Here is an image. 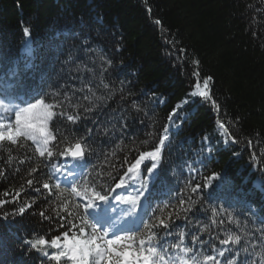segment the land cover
Here are the masks:
<instances>
[{
    "label": "trees",
    "instance_id": "trees-1",
    "mask_svg": "<svg viewBox=\"0 0 264 264\" xmlns=\"http://www.w3.org/2000/svg\"><path fill=\"white\" fill-rule=\"evenodd\" d=\"M25 26L30 37L23 35ZM162 35L175 41L176 50H186L182 59L169 54L172 46ZM193 59L200 62V77L192 75ZM207 76L213 77L211 94L219 112L189 95L195 80ZM0 78L5 108L37 95L49 101L67 97L65 110L79 112L81 119L73 124L55 118L57 142L64 140L62 149L83 138L88 150L80 165L98 190L118 182L128 167L125 159L130 163L139 151L152 150L173 108L188 97L172 117L170 139L153 173L159 175L149 183L154 211L138 217L125 206L113 212L127 221L129 234H136L147 216L165 219L169 227L155 229L153 243L166 248L161 254L174 264H191L192 253L175 247L181 235L185 246L198 236L194 251L202 248L221 264H264V0H0ZM217 120L236 143L225 141ZM58 161L63 162L56 155L39 156L31 141L0 144V201H6L0 204V264H55L24 241L65 230L57 212L72 198L65 192L56 199ZM150 165L146 161L128 184H137ZM213 173L219 174L213 188L192 192ZM46 182L55 195L43 189ZM117 193L134 194V189ZM189 205V211L182 210ZM103 207L109 210L110 204ZM236 235L238 244L219 242ZM223 249L247 251L217 255Z\"/></svg>",
    "mask_w": 264,
    "mask_h": 264
},
{
    "label": "snow or ice",
    "instance_id": "snow-or-ice-1",
    "mask_svg": "<svg viewBox=\"0 0 264 264\" xmlns=\"http://www.w3.org/2000/svg\"><path fill=\"white\" fill-rule=\"evenodd\" d=\"M150 11V9H149ZM155 25L159 26L161 32H165L166 29L162 26V21L158 18L154 20ZM24 37H30L31 31L28 26L23 28ZM162 39L166 44H170L172 49L169 51L170 55L176 56L178 60L182 59L186 50L180 48L175 49V41L164 37ZM193 65L197 70H194L192 75L194 77H200L198 70L199 60L193 59ZM15 75V74H13ZM213 77L207 76L202 79H196L194 82V90L190 91L191 97H199L204 102L211 103L212 107L219 112V105L214 100L211 94V83ZM107 87V85H105ZM90 90V89H89ZM56 99L49 101L45 98H40L39 95L33 97L30 100L20 101L18 104H13L11 107H4L3 103H0V108H4V112H0V144L19 145L23 146L25 141H31L36 145V151L41 157L52 158L54 155L59 156L63 161L61 164L59 161L54 165L55 172L60 174V178L57 179L54 187L59 192L56 199H60L67 192V199L60 204V212H57V216L62 223L59 227L65 229L58 233L55 237L50 239L38 238L35 240H25L30 249L40 251L45 257H50L55 264H61L62 260L68 262V264H174L172 257H166L164 254L167 249L162 245L158 246L153 243L157 238V233L154 231L157 228L169 227V224L165 219L156 217L155 220L152 216H147L146 221H141L140 227L136 229V234H119L117 228L118 222H113L111 217H107V207L110 200L115 199L123 203L129 204L131 207L126 211L129 214H134L138 207H142L143 200H151L153 198V192L149 189V183L154 182L156 176L153 175L158 167L157 162L162 158V151L166 146V142L170 139V125L175 123L172 117L176 115V112L185 104L189 103L188 97L179 102L176 107L173 108L169 115V125L163 128V134L158 140V143L152 148V150L139 151L138 156L134 158L133 162H128L125 159V163L128 164L127 170L120 175L118 182L107 187L101 185L99 190L95 183H89L86 173L81 170L79 176H77L76 169L79 164L84 161L88 145L83 142V138L76 140L72 143H67L61 149L60 144H64L62 139L57 142V135L52 125V121L59 117L66 119L68 122L75 124L81 119L79 112L69 113L65 110V100ZM84 99H88L87 96ZM133 107L137 108L135 102ZM91 107L85 108V111H91ZM218 129L226 142L236 143L235 137L231 134L229 127L217 120ZM92 129H89L91 134ZM147 143V142H145ZM252 142L249 141V144ZM255 159V157H253ZM146 161H151V165L144 168V175L135 185H129L128 181H135L137 175L141 173L142 167ZM23 162V161H21ZM35 172L36 169H31ZM51 179V176L49 177ZM219 178V174L213 173L210 177L205 179L203 185L196 184L192 187V192H198L201 187L205 190L213 188V181ZM115 179V177H113ZM27 184L31 186L33 180H27ZM44 190H47L49 195H55L53 192V185L49 183H43ZM128 187H133L134 194H128L120 196L117 193L118 189H124L127 191ZM37 192L40 188L35 189ZM117 193L116 195H112ZM5 196L10 193L5 192ZM17 197L19 193L15 194ZM213 192H208V197L211 199ZM6 201H0V204ZM184 199L179 200V204L183 206ZM31 207V205H28ZM164 207H169L168 204H164ZM99 209V213L95 216L96 210ZM189 208L183 209V211H189ZM75 210V211H74ZM150 210L154 211V209ZM25 208H20V214H23ZM162 211V209H161ZM14 214V213H13ZM217 213L213 210V216ZM40 216L45 217L44 212H40ZM172 213L169 212L168 217L171 219ZM77 217L80 223H76ZM107 217V224L102 223V219ZM6 218V217H5ZM46 219L48 217H45ZM127 223V221H124ZM141 229H144L141 232ZM111 230V235H110ZM198 236L193 235L192 246L184 245V237H179V243L175 244V247L180 249L186 256L188 253H192L190 258L191 264H208L212 261L215 264H221L216 260V256L212 254H203V249L199 248L194 251ZM220 244H238L240 242V236H229L226 239H221ZM203 243L202 241L200 242ZM47 248L56 249L55 253L46 251ZM247 251V249H223L220 250L217 255L223 257L224 251L232 252L238 257L240 251ZM203 256V260L198 257ZM228 261L233 259V256H229ZM181 264H188L187 260H181Z\"/></svg>",
    "mask_w": 264,
    "mask_h": 264
},
{
    "label": "rangeland",
    "instance_id": "rangeland-1",
    "mask_svg": "<svg viewBox=\"0 0 264 264\" xmlns=\"http://www.w3.org/2000/svg\"><path fill=\"white\" fill-rule=\"evenodd\" d=\"M1 79V78H0Z\"/></svg>",
    "mask_w": 264,
    "mask_h": 264
}]
</instances>
